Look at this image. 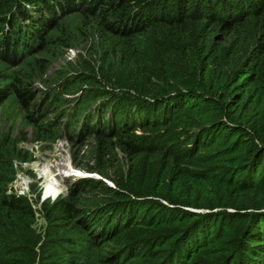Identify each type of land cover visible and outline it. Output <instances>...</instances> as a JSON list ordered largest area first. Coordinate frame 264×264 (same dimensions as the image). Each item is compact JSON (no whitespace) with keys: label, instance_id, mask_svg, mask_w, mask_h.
<instances>
[{"label":"trees","instance_id":"trees-1","mask_svg":"<svg viewBox=\"0 0 264 264\" xmlns=\"http://www.w3.org/2000/svg\"><path fill=\"white\" fill-rule=\"evenodd\" d=\"M74 1L122 103L82 94L99 178L42 204V236L0 165V264H264V0ZM26 2L0 0L5 58L73 0Z\"/></svg>","mask_w":264,"mask_h":264},{"label":"rangeland","instance_id":"rangeland-1","mask_svg":"<svg viewBox=\"0 0 264 264\" xmlns=\"http://www.w3.org/2000/svg\"><path fill=\"white\" fill-rule=\"evenodd\" d=\"M20 2L28 13L38 17L26 0H15V5ZM49 3L52 0H47ZM71 3L72 9L63 13L54 6L56 15L51 19L53 23L42 30V38L27 39L25 48L12 57L5 58L8 52L0 47V88L7 85L0 97V165L4 177L9 179L6 192L26 196L35 211L32 228L41 236L46 227L42 204L66 195L72 183L81 177L78 171L99 178L83 168L95 161L97 141L93 130L79 133L76 125L84 114L82 121H89L90 112H94L101 99L88 102L82 94L86 90L97 93L96 86L103 88L97 95L105 99V108L101 109L105 113L109 104L122 103L119 91L95 83L99 47L90 36L93 28L77 16L83 5L79 7L74 0ZM30 21L28 18L26 23ZM86 22L92 23L90 19ZM1 23L2 19L0 33L5 35L9 31ZM22 32L25 38L29 37L27 30ZM26 89L31 94L22 99L18 93ZM116 152L123 160V153ZM49 173L59 179V187L48 196L45 187L49 185Z\"/></svg>","mask_w":264,"mask_h":264},{"label":"bare ground","instance_id":"bare-ground-1","mask_svg":"<svg viewBox=\"0 0 264 264\" xmlns=\"http://www.w3.org/2000/svg\"><path fill=\"white\" fill-rule=\"evenodd\" d=\"M59 164V163H58ZM50 169V168H49ZM48 173V172H47ZM46 172L44 174H47ZM50 177L48 178V183L49 185L45 187L46 190V195H52L55 194L58 190L59 187V179L56 176H52L51 173H49ZM48 175V176H49Z\"/></svg>","mask_w":264,"mask_h":264},{"label":"clouds","instance_id":"clouds-1","mask_svg":"<svg viewBox=\"0 0 264 264\" xmlns=\"http://www.w3.org/2000/svg\"><path fill=\"white\" fill-rule=\"evenodd\" d=\"M76 173H78V175L81 176V177H88V176H90L88 173H79V171L76 172ZM98 177H99V175H98Z\"/></svg>","mask_w":264,"mask_h":264}]
</instances>
